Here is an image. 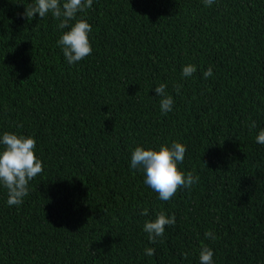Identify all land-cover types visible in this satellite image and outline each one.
Instances as JSON below:
<instances>
[{
  "label": "trees",
  "instance_id": "obj_1",
  "mask_svg": "<svg viewBox=\"0 0 264 264\" xmlns=\"http://www.w3.org/2000/svg\"><path fill=\"white\" fill-rule=\"evenodd\" d=\"M33 2L0 0V138H35L43 164L19 206L0 184V264H200L202 246L213 264H264V0H93L76 64L51 13L22 16ZM176 141L199 180L162 201L131 155ZM161 211L176 223L152 243Z\"/></svg>",
  "mask_w": 264,
  "mask_h": 264
},
{
  "label": "clouds",
  "instance_id": "obj_2",
  "mask_svg": "<svg viewBox=\"0 0 264 264\" xmlns=\"http://www.w3.org/2000/svg\"><path fill=\"white\" fill-rule=\"evenodd\" d=\"M215 0H203L206 7H210ZM93 0H34L26 6V11L22 14L28 20L33 19L36 14L40 18H45L49 13L60 21V29H69L63 32L57 44L62 47L64 57L69 64H76L92 54V46L89 33L92 31L91 25L81 16L76 19L78 13L85 12L91 8ZM75 21L74 23H71ZM197 71L196 66L189 64L183 67L182 76L187 78ZM213 74L209 67L204 73L207 79ZM177 93L180 87H176ZM157 96L161 97L160 108L164 114L172 111L174 100L166 93V85L161 84L155 88ZM250 129L257 127L255 121L250 124ZM256 142L264 145V129H261L256 136ZM0 184L7 189V204L9 206H19L23 203V198L29 194V182L43 171V164L37 158L36 140L31 136L17 135L13 132H4L0 138ZM186 146L179 141L173 142L171 147L167 144L161 145L159 150L145 149L137 146L131 155V168H141L146 174L145 183L158 193L159 199L169 201L181 188L191 189L198 180L192 172L186 175L178 168L186 154ZM142 215L147 216L148 210L143 209ZM175 215L168 217L164 212L157 213L154 221L145 222L143 228L148 234V239L156 243L157 237H162L167 225L174 226ZM208 239H215L212 231L205 233ZM145 254L155 255V249L146 248ZM187 258V253H183ZM213 250L210 247L202 246L199 258L200 264H213Z\"/></svg>",
  "mask_w": 264,
  "mask_h": 264
}]
</instances>
